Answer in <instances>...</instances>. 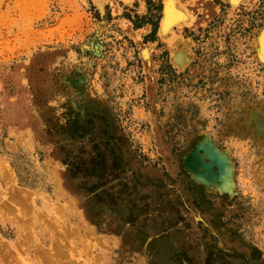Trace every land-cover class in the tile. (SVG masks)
Listing matches in <instances>:
<instances>
[{"label": "rangeland", "instance_id": "obj_1", "mask_svg": "<svg viewBox=\"0 0 264 264\" xmlns=\"http://www.w3.org/2000/svg\"><path fill=\"white\" fill-rule=\"evenodd\" d=\"M209 1L182 72L163 0L135 18L148 74L108 11L0 0V264H264V0ZM205 140L231 192L188 172Z\"/></svg>", "mask_w": 264, "mask_h": 264}, {"label": "bare ground", "instance_id": "obj_2", "mask_svg": "<svg viewBox=\"0 0 264 264\" xmlns=\"http://www.w3.org/2000/svg\"><path fill=\"white\" fill-rule=\"evenodd\" d=\"M239 1L240 0H230V2L235 5H237ZM81 2L85 3L86 1L81 0ZM95 2H97V0ZM242 3H244V1ZM244 4L247 3L245 2ZM209 5V0H189L184 3H182L180 0H163V16L161 18V22L158 28V39L162 41V44H164L166 50L168 51L170 64L175 70L179 72L185 71V69L189 67L194 54L192 53L193 42L190 38H185L183 32L185 29L192 31L196 29L199 25H206L208 20L212 17L211 15L213 14L212 9L209 7ZM200 13L202 14V19L199 21L198 16ZM99 32H101V30ZM262 35L263 36L259 39V42L262 43L259 48H261L260 57L264 60V33ZM136 41L139 42V57L143 62L147 73L151 74L155 66L153 63V59H155L154 57L156 55V44L146 45L145 43L142 45L141 40L139 38L135 39V42ZM86 42L87 41H85V44ZM65 46H67V44ZM101 67L103 66L101 65ZM83 82V80H78L76 85H80ZM186 168L188 169V172L193 176V178L203 184L208 190H217L221 193H227L231 192V190L234 188L233 182L231 181L232 170L229 166L227 152H218L215 148H213V144L207 140L198 144L195 151L187 157Z\"/></svg>", "mask_w": 264, "mask_h": 264}, {"label": "crops", "instance_id": "obj_3", "mask_svg": "<svg viewBox=\"0 0 264 264\" xmlns=\"http://www.w3.org/2000/svg\"><path fill=\"white\" fill-rule=\"evenodd\" d=\"M85 1L90 2L95 10L99 12L100 10L108 11L112 18L111 24H113L125 37H128L134 41L135 39L139 38L142 45L145 44L144 38L149 36L152 32L153 27L149 23H144L140 27H135L134 24L136 23V17L138 19H143L148 16L149 2L154 3L156 0H97V2H95L96 0ZM138 43L139 42L136 41L137 45ZM155 44L156 42L146 43V45ZM155 52L157 53L156 47Z\"/></svg>", "mask_w": 264, "mask_h": 264}]
</instances>
